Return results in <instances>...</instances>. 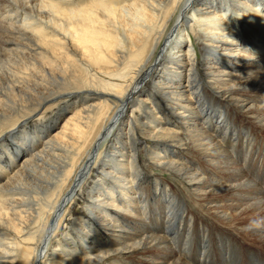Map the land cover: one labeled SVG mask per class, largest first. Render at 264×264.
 Segmentation results:
<instances>
[{
  "label": "bare ground",
  "instance_id": "1",
  "mask_svg": "<svg viewBox=\"0 0 264 264\" xmlns=\"http://www.w3.org/2000/svg\"><path fill=\"white\" fill-rule=\"evenodd\" d=\"M258 3L0 0V264L264 251Z\"/></svg>",
  "mask_w": 264,
  "mask_h": 264
},
{
  "label": "rangeland",
  "instance_id": "2",
  "mask_svg": "<svg viewBox=\"0 0 264 264\" xmlns=\"http://www.w3.org/2000/svg\"><path fill=\"white\" fill-rule=\"evenodd\" d=\"M262 1H264V0H260V4L258 3L256 8L260 12L261 16L264 17V6L261 5ZM175 24H178L177 18L172 21V23H171L172 28ZM182 34L184 35L183 36L184 39H187V38L189 39V36H188L189 32L188 31H183ZM191 42L194 43L195 38H193V41H188V45H190ZM217 51L219 54H221V52H222L223 57H227V58L234 57L232 55H225L223 53V50H217ZM200 52H201V54H200V57H201L203 52L202 51H200ZM241 67H242V65L238 66V68H241ZM186 69L188 70V67H186ZM65 115L67 116L68 112ZM65 115L62 117V120H64L66 118ZM157 171L160 172V170H158V169H157ZM71 224H72V222H71ZM202 241H203L202 238L198 241L199 245H201ZM222 245H219V242L213 243L214 255L212 257L215 259L216 263H220V264H261V263H263L264 264V258L259 257V256H264L263 250H259L258 252H254L252 250V247L248 246L247 252L242 253V250L239 249V250H235L233 252V254L230 256L229 251L231 249L229 251H227L223 248ZM258 260H260V261H258Z\"/></svg>",
  "mask_w": 264,
  "mask_h": 264
}]
</instances>
